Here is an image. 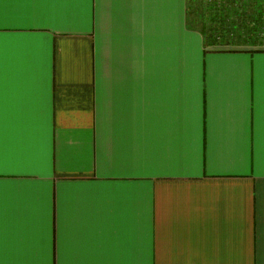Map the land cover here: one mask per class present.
Masks as SVG:
<instances>
[{"label":"crops","instance_id":"0c3cea01","mask_svg":"<svg viewBox=\"0 0 264 264\" xmlns=\"http://www.w3.org/2000/svg\"><path fill=\"white\" fill-rule=\"evenodd\" d=\"M187 0H0V264H264V46Z\"/></svg>","mask_w":264,"mask_h":264},{"label":"trees","instance_id":"16d2710c","mask_svg":"<svg viewBox=\"0 0 264 264\" xmlns=\"http://www.w3.org/2000/svg\"><path fill=\"white\" fill-rule=\"evenodd\" d=\"M209 45H264V0H187ZM206 24L200 26L204 22Z\"/></svg>","mask_w":264,"mask_h":264},{"label":"rangeland","instance_id":"374dc122","mask_svg":"<svg viewBox=\"0 0 264 264\" xmlns=\"http://www.w3.org/2000/svg\"><path fill=\"white\" fill-rule=\"evenodd\" d=\"M206 17H207V15L205 14V15H204V22L201 23L200 26H203L204 24H206V22H205V21H206ZM221 46H223V45H221ZM225 46H226V45H224V47H225ZM231 46H232V47H241V48H242V47H249V46H255V45H250V44H244V45H239V46H236V45H227V47H231ZM257 46H259V45H257ZM263 46H264V45H263Z\"/></svg>","mask_w":264,"mask_h":264}]
</instances>
